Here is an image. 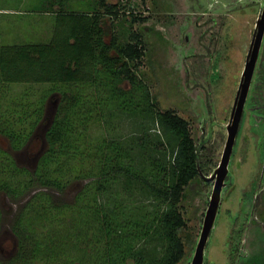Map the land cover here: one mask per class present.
Segmentation results:
<instances>
[{
    "label": "trees",
    "instance_id": "obj_1",
    "mask_svg": "<svg viewBox=\"0 0 264 264\" xmlns=\"http://www.w3.org/2000/svg\"><path fill=\"white\" fill-rule=\"evenodd\" d=\"M70 1L45 0L35 8L69 18L46 40L6 43L0 34V135L13 150L30 144L45 122L49 99L59 95L45 132L46 147L34 170L19 165L0 145V229L2 194L17 200L37 188L13 226L18 252L0 264H114L110 235L121 229L110 222L98 197L109 189L111 174H116L127 197L162 205L144 230L143 242L130 252L134 264H179L188 240L180 203L198 177L210 185L203 174L214 171L213 156L204 152L206 145L199 149L187 119L171 109L157 110V99L147 88L144 108L125 112L135 133L122 146L101 134L100 79L112 76L121 99L130 97L133 88H142L134 66L145 55L144 39L124 26L130 16L132 21L140 18L124 0H81L86 7L80 10L66 6ZM106 15L122 20L119 34L111 29L115 23L106 26ZM123 80L129 81L130 89L121 87ZM80 182L84 183L69 204L55 202L44 190L64 193ZM250 213L234 224L249 220ZM230 244L231 264H237L240 249L233 236ZM254 260L253 264H264V251Z\"/></svg>",
    "mask_w": 264,
    "mask_h": 264
},
{
    "label": "rangeland",
    "instance_id": "obj_2",
    "mask_svg": "<svg viewBox=\"0 0 264 264\" xmlns=\"http://www.w3.org/2000/svg\"><path fill=\"white\" fill-rule=\"evenodd\" d=\"M43 1L45 0H0V34L3 41L17 43L46 40L60 31L69 18H58L50 12L36 11L35 8ZM109 1L115 3L117 0ZM124 2L140 18L132 21L133 17L130 16L124 20V26L143 36L145 55L138 67L134 66L135 73L143 83L142 88H133L130 97L121 99L114 91L115 79L112 76L100 79L97 90L103 117L101 134L109 138L111 143L118 140L122 146L124 140L135 133L130 124V116L125 112L141 111L144 108V91L147 88L157 99V110L171 109L190 122L199 149L206 145L204 152L212 154L217 167L228 137L226 127L264 0ZM65 4L77 10L86 7L81 0ZM105 17L106 26L115 23V27L111 29L119 34L122 20L116 21L107 15ZM122 38L125 40L127 36H121ZM109 39L110 36H107L106 40ZM262 49L264 56V43ZM257 71L254 79L259 80L251 93L257 102H254L256 105L253 104V107L250 105L245 108L243 114L230 163L231 183L223 191L204 264H231V236L233 241L238 242L240 249L237 264H253L254 259L264 251V114H253L254 109H264V83L260 78L262 73ZM121 87L130 89L131 85L128 80H123ZM58 104L59 95L54 94L49 99L44 124L38 128L30 144L22 150H13L9 141L0 135V145L12 152L19 165L31 170L36 168L46 147L45 132ZM121 152L124 155L126 153L123 150ZM115 175L111 174L109 189L98 194L103 212L110 217L114 226L121 229L119 234L110 235L109 251L115 258L114 264H134L135 259L130 252L138 249L143 242L144 230L154 223L155 210H160L162 205L160 202L141 203L137 196L127 197L120 190ZM228 178L229 176L227 180ZM83 183H76L64 193L51 188L44 190L50 193L55 202L69 204L74 202ZM205 183L201 181V177L192 181L180 203L187 222L184 234L188 240L186 254L179 264H190L201 234L214 181H210V185ZM36 190V187L32 188L17 200L2 194L0 262H6L18 252L19 238L14 234L13 226ZM250 202L252 206L249 209ZM140 205L143 206L138 209L137 206ZM249 213V220L234 224L236 218L243 220Z\"/></svg>",
    "mask_w": 264,
    "mask_h": 264
},
{
    "label": "water",
    "instance_id": "obj_3",
    "mask_svg": "<svg viewBox=\"0 0 264 264\" xmlns=\"http://www.w3.org/2000/svg\"><path fill=\"white\" fill-rule=\"evenodd\" d=\"M264 39V4L257 20L256 30L253 36L252 47L249 50L242 77L239 83L236 99L234 101L229 123L227 124L228 137L223 150L222 158L211 175H204L206 181H214L209 206L205 212L201 234L199 236L195 252L190 264H204L206 258L207 244L210 240L211 232L215 226L219 213L222 194L231 183L230 163L233 157L235 143L243 119L246 101L249 95L253 80L257 60L260 54ZM229 176L228 180L227 177Z\"/></svg>",
    "mask_w": 264,
    "mask_h": 264
},
{
    "label": "flooded vegetation",
    "instance_id": "obj_4",
    "mask_svg": "<svg viewBox=\"0 0 264 264\" xmlns=\"http://www.w3.org/2000/svg\"><path fill=\"white\" fill-rule=\"evenodd\" d=\"M264 4V3H263ZM256 26H257V22H256ZM256 26H255V29H254V33H255V30H256ZM254 36V35H253ZM252 42H253V39L251 41V45H250V48L252 47ZM263 43H264V39H263V42H262V46H263ZM262 46H261V50H260V54H259V57H258V60H257V64H256V68H255V72H254V76H255V73L256 71L259 72V73H262V76L260 77L261 79H263L261 82L264 83V56H262ZM249 48V50H250ZM249 50H248V53H249ZM248 53H247V56H248ZM247 60V58H246ZM254 76H253V80H252V83H251V87H250V91H249V95H248V98H247V101H246V105H245V108L249 107L250 106V101H254V102H257V99L254 98V95H252V90L257 86V83H258V80L255 81L254 79ZM256 105V104H254ZM254 105H252L251 107H253ZM245 111V110H244ZM253 114H255V112H259L261 114H264V109L263 110H259V109H254L253 110ZM254 120H255V116H254Z\"/></svg>",
    "mask_w": 264,
    "mask_h": 264
}]
</instances>
